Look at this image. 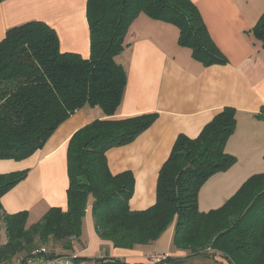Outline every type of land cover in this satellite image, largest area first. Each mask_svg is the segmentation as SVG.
I'll return each instance as SVG.
<instances>
[{
  "label": "trees",
  "instance_id": "16d2710c",
  "mask_svg": "<svg viewBox=\"0 0 264 264\" xmlns=\"http://www.w3.org/2000/svg\"><path fill=\"white\" fill-rule=\"evenodd\" d=\"M139 14L175 26L179 45L190 49L192 57L203 65L226 63L190 0H87V59L61 53L56 32L43 22L10 28L0 41V160L28 158L84 106L98 107L106 117L115 114L126 82L115 58L127 47L129 27ZM250 33L264 40V12ZM155 118L147 114L96 119L74 133L67 144L65 211L50 208L40 220L29 224L28 212L7 214L0 202V228L5 233L0 264H9L18 255L22 256L20 264H25L43 256L36 252L49 241L78 238L89 201L96 234L114 248L131 250L153 243L173 224L171 245L187 258L210 255L219 264H264V173L248 177L216 209L202 212L197 204L205 182L236 162L225 152L236 125L233 108H223L194 139L178 135L158 173L154 205L130 210L133 175H113L105 152L131 142ZM25 175L0 174V199ZM48 252L51 258L67 256ZM172 261V257L164 259ZM71 262L129 264L107 256L73 257Z\"/></svg>",
  "mask_w": 264,
  "mask_h": 264
},
{
  "label": "crops",
  "instance_id": "0c3cea01",
  "mask_svg": "<svg viewBox=\"0 0 264 264\" xmlns=\"http://www.w3.org/2000/svg\"><path fill=\"white\" fill-rule=\"evenodd\" d=\"M207 32L225 57V64L203 65L191 50L178 43V30L169 23L139 14L128 30V45L115 58L125 72L121 104L112 117L98 107L84 106L65 120L43 147L21 161L0 160V174L26 172L24 179L0 199L7 214L28 212L38 221L50 208H67V144L75 132L92 121L120 120L147 114L153 123L131 142L105 152L115 175L130 172L134 178L131 211H142L156 201V182L178 135L196 138L223 108L235 110L236 125L225 152L236 158L225 172L212 175L199 189L198 208L216 209L251 175L264 172V40L250 31L264 12V0H190ZM87 0H3L0 2V41L7 30L40 21L57 34L59 51L87 59L90 54ZM168 228V227H167ZM167 229L153 243L133 249L114 248L96 234L91 202L85 208L81 235L53 242L55 254L73 257H112L129 264H219L212 256L186 257L172 245ZM70 247L69 250L65 247ZM149 256L172 257L152 262ZM33 258L32 264H37Z\"/></svg>",
  "mask_w": 264,
  "mask_h": 264
},
{
  "label": "built area",
  "instance_id": "2783aa9c",
  "mask_svg": "<svg viewBox=\"0 0 264 264\" xmlns=\"http://www.w3.org/2000/svg\"><path fill=\"white\" fill-rule=\"evenodd\" d=\"M37 254H44L41 257H38V263L37 264H62L61 259H56V258H51L48 256V254H50L49 252H47L45 249H41L40 251L36 252ZM34 253V254H36ZM164 257L163 256H149L148 260L152 261V262H160V260H163ZM33 261L32 260H27L25 262V264H32Z\"/></svg>",
  "mask_w": 264,
  "mask_h": 264
},
{
  "label": "rangeland",
  "instance_id": "374dc122",
  "mask_svg": "<svg viewBox=\"0 0 264 264\" xmlns=\"http://www.w3.org/2000/svg\"><path fill=\"white\" fill-rule=\"evenodd\" d=\"M264 173V172H263ZM28 222H29V224H32V223H34V222H36V221H33V220H28ZM173 229H174V225L173 224H171V225H169L168 226V228H167V231L169 232L170 230H172L173 231ZM4 240H5V233H4V229L3 228H0V244H2L3 242H4ZM40 248L41 249H45L47 252L48 251H50V252H55L56 250V248L53 246V244L52 243H47L46 245H42V246H40ZM22 258V256L21 255H18V256H16L15 258H13L12 259V261L9 263V264H20V259ZM164 259H165V257H164ZM163 259V260H164ZM162 260H160V262H161ZM67 264H69V263H67ZM70 264H73V263H70Z\"/></svg>",
  "mask_w": 264,
  "mask_h": 264
}]
</instances>
